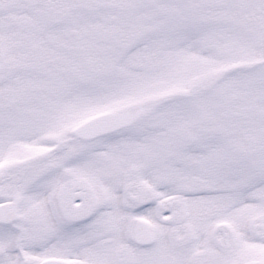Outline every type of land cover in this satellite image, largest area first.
I'll return each mask as SVG.
<instances>
[{
  "label": "snow or ice",
  "instance_id": "obj_1",
  "mask_svg": "<svg viewBox=\"0 0 264 264\" xmlns=\"http://www.w3.org/2000/svg\"><path fill=\"white\" fill-rule=\"evenodd\" d=\"M0 264H264V0H0Z\"/></svg>",
  "mask_w": 264,
  "mask_h": 264
}]
</instances>
